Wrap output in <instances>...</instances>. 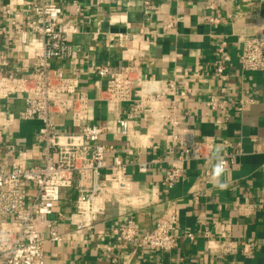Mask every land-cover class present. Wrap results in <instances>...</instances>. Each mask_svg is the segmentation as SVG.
<instances>
[{
  "label": "crops",
  "instance_id": "0c3cea01",
  "mask_svg": "<svg viewBox=\"0 0 264 264\" xmlns=\"http://www.w3.org/2000/svg\"><path fill=\"white\" fill-rule=\"evenodd\" d=\"M39 1L0 0V29L14 27L15 18L7 10L25 19ZM47 1L62 4L59 27L72 33L74 45L71 58L53 60L52 66L78 78L92 98L100 87L96 67L108 63L117 72L136 60L143 79L177 82V114L183 126L195 130L197 140L214 137L215 152L217 147L224 149V139L234 145L239 141L242 154L218 181L213 179L215 161H186L184 176L168 187L164 177L177 153L171 152L170 135L159 133L148 109L135 113L130 132L123 134L106 104L92 101L91 121L108 127L102 137L113 146L108 161L120 155L129 162L133 193H109L105 213L94 226L75 233L68 216L75 210L77 194L74 188L64 189L57 209L66 218L55 214L52 218L65 236L46 244V264H174L180 258L185 264H264V72L243 70L240 61L244 36L264 35V0H78L80 13L73 0ZM171 20L175 25L168 27ZM224 39L230 55L225 71L231 93L255 99L242 113L233 104L222 112L206 103L221 87L216 68L224 63L219 51ZM33 63V55L18 35L12 40L0 35V73L26 74ZM136 93L139 96V87ZM24 107L18 95L0 102V126L6 135L3 157L9 162L16 157L36 162L41 154L37 135L42 122L20 121ZM135 111L134 104L122 109L124 117ZM54 119L62 129H74L70 114L54 115ZM140 162L148 163L145 172L139 170ZM220 183L226 186L220 188ZM171 212L180 216V232L191 230L200 235L183 239L170 253L140 249L134 241L112 233L113 226L128 220L141 233L152 230L160 217ZM204 231L214 239L250 241L253 250L248 255L211 252Z\"/></svg>",
  "mask_w": 264,
  "mask_h": 264
},
{
  "label": "built area",
  "instance_id": "2783aa9c",
  "mask_svg": "<svg viewBox=\"0 0 264 264\" xmlns=\"http://www.w3.org/2000/svg\"><path fill=\"white\" fill-rule=\"evenodd\" d=\"M76 11L80 13L78 0ZM104 0H95L101 3ZM15 18L13 29H0L10 40L15 35L27 52L33 55V69L18 75L14 72L0 73V102L13 95L22 96L25 107L20 111V121L39 120L42 127L37 135L41 154L36 162L16 157L11 162L3 157L6 135L0 126V264H46L45 246L49 241H61L64 234L57 229V218L65 219L66 213L57 209L62 191L74 188L77 194L75 210L68 220L72 231L83 233L92 228L99 216L105 213L109 193L131 195L134 181L128 171L129 162L120 155L108 161L113 146L102 140L108 127L93 123L90 119L92 101L106 104L110 118L115 120L121 132H130V121L135 113L148 109L154 126L162 135H170L175 162L166 172L164 183L173 187L184 176L186 161L223 160L224 171L232 169L242 144L236 145L224 139V149L215 152V138L197 140L195 130L183 126L177 114L175 80H145L140 73V65L122 67L117 72L110 64L96 67L94 72L100 80L96 97H91L83 89L76 77H69L60 68L52 66L53 60L72 57L74 45L72 33L61 30L60 17L62 4L55 1L40 0L32 6V13L25 19L21 14L7 10ZM210 21H216L208 17ZM171 20L168 27H173ZM228 42L222 40L219 51L224 63L216 68L221 81L219 91L212 93L206 101L213 111L226 112L231 104L242 113L254 103L255 99L245 94L231 93L227 82L225 63L230 60L227 52ZM133 52V51H132ZM243 70L264 72V35H246L243 39L240 56ZM140 94L137 96L136 88ZM134 104L136 111L123 116L125 105ZM73 130L61 128L54 115H69ZM147 162L138 163L139 170H147ZM209 175V171H205ZM180 216L171 212L160 217L152 230L141 233L136 225L128 220L112 227V233L124 241H134L140 249L174 251L183 239L194 240L200 233L179 231ZM207 249L222 255L253 250L250 241L239 242L234 239H214L209 231H204ZM112 250V247H108ZM174 264H185L180 258Z\"/></svg>",
  "mask_w": 264,
  "mask_h": 264
},
{
  "label": "clouds",
  "instance_id": "9594fccd",
  "mask_svg": "<svg viewBox=\"0 0 264 264\" xmlns=\"http://www.w3.org/2000/svg\"><path fill=\"white\" fill-rule=\"evenodd\" d=\"M217 153L220 151V148L217 147L216 149ZM224 167H223V160L220 159L215 165H214V174H213V179L217 180L219 179L220 175L223 173ZM220 188H224L226 185L220 183L218 184Z\"/></svg>",
  "mask_w": 264,
  "mask_h": 264
},
{
  "label": "trees",
  "instance_id": "16d2710c",
  "mask_svg": "<svg viewBox=\"0 0 264 264\" xmlns=\"http://www.w3.org/2000/svg\"><path fill=\"white\" fill-rule=\"evenodd\" d=\"M69 189V188H68Z\"/></svg>",
  "mask_w": 264,
  "mask_h": 264
}]
</instances>
